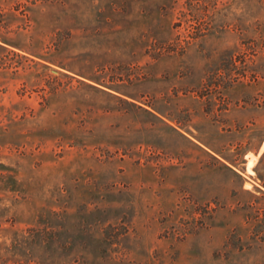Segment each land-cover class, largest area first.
I'll return each instance as SVG.
<instances>
[{
  "label": "rangeland",
  "instance_id": "1",
  "mask_svg": "<svg viewBox=\"0 0 264 264\" xmlns=\"http://www.w3.org/2000/svg\"><path fill=\"white\" fill-rule=\"evenodd\" d=\"M0 264H264V0H0Z\"/></svg>",
  "mask_w": 264,
  "mask_h": 264
},
{
  "label": "trees",
  "instance_id": "2",
  "mask_svg": "<svg viewBox=\"0 0 264 264\" xmlns=\"http://www.w3.org/2000/svg\"><path fill=\"white\" fill-rule=\"evenodd\" d=\"M235 165V164H234Z\"/></svg>",
  "mask_w": 264,
  "mask_h": 264
}]
</instances>
